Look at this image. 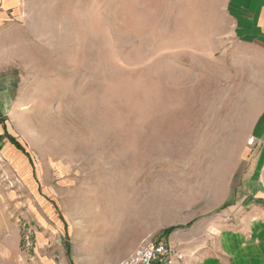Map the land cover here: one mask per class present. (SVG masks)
I'll return each mask as SVG.
<instances>
[{
    "label": "rangeland",
    "instance_id": "rangeland-1",
    "mask_svg": "<svg viewBox=\"0 0 264 264\" xmlns=\"http://www.w3.org/2000/svg\"><path fill=\"white\" fill-rule=\"evenodd\" d=\"M18 1L1 120L24 154L0 140V264H122L192 227L216 250L264 82L223 42L238 0Z\"/></svg>",
    "mask_w": 264,
    "mask_h": 264
},
{
    "label": "crops",
    "instance_id": "crops-1",
    "mask_svg": "<svg viewBox=\"0 0 264 264\" xmlns=\"http://www.w3.org/2000/svg\"><path fill=\"white\" fill-rule=\"evenodd\" d=\"M18 3V0H0V28L14 15ZM232 12L235 17L232 33L223 42L230 46V52L235 51L233 46L250 49L249 59L264 77V0H238ZM244 57L246 59V55ZM262 85V96L250 104L251 113L241 123L246 128L238 137L239 165L228 171V184L224 189L229 192L222 204L233 198L234 202L229 204L235 208L222 217L230 224L218 232L219 247L214 250L203 236H196L205 235V230L200 232L192 227L191 240L180 236L165 241L178 254L173 264H264V82ZM7 92V78L0 67V94L3 95L2 99L0 97V137L4 132L1 118L5 114ZM250 139L253 140L251 145L247 144Z\"/></svg>",
    "mask_w": 264,
    "mask_h": 264
},
{
    "label": "built area",
    "instance_id": "built-area-1",
    "mask_svg": "<svg viewBox=\"0 0 264 264\" xmlns=\"http://www.w3.org/2000/svg\"><path fill=\"white\" fill-rule=\"evenodd\" d=\"M253 140L247 141L252 144ZM177 252L164 242H148L122 264H173Z\"/></svg>",
    "mask_w": 264,
    "mask_h": 264
},
{
    "label": "trees",
    "instance_id": "trees-1",
    "mask_svg": "<svg viewBox=\"0 0 264 264\" xmlns=\"http://www.w3.org/2000/svg\"><path fill=\"white\" fill-rule=\"evenodd\" d=\"M3 138H6L8 141H9V143L14 147V148H16L17 150H19V151H21L22 152V154H24V151H23V149L18 145V143L16 142V141H14L10 136H7V135H3V136H1L0 137V140H2ZM173 229H170V230H168V231H165V233L166 232H171ZM69 254V253H68ZM69 257V256H68Z\"/></svg>",
    "mask_w": 264,
    "mask_h": 264
}]
</instances>
